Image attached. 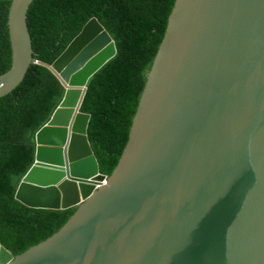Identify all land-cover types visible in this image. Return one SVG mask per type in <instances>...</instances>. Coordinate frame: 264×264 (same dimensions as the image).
<instances>
[{
	"label": "water",
	"instance_id": "1",
	"mask_svg": "<svg viewBox=\"0 0 264 264\" xmlns=\"http://www.w3.org/2000/svg\"><path fill=\"white\" fill-rule=\"evenodd\" d=\"M10 1L0 99L33 65L65 89L15 198L76 211L19 255L0 243V264H264V0H176L110 176L81 109L117 55L114 40L93 19L52 66L36 61L27 22L36 0Z\"/></svg>",
	"mask_w": 264,
	"mask_h": 264
},
{
	"label": "trees",
	"instance_id": "2",
	"mask_svg": "<svg viewBox=\"0 0 264 264\" xmlns=\"http://www.w3.org/2000/svg\"><path fill=\"white\" fill-rule=\"evenodd\" d=\"M176 0H36L28 12L34 60L52 66L97 19L117 55L94 77L82 113L100 173L110 176L129 141L133 120L166 34ZM10 0H0V76L10 71ZM65 89L48 69L33 65L23 83L0 99V243L19 255L56 233L76 209H36L16 200L34 164L35 136L59 107Z\"/></svg>",
	"mask_w": 264,
	"mask_h": 264
}]
</instances>
